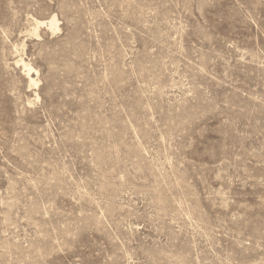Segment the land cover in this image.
Wrapping results in <instances>:
<instances>
[{"label": "rangeland", "instance_id": "rangeland-1", "mask_svg": "<svg viewBox=\"0 0 264 264\" xmlns=\"http://www.w3.org/2000/svg\"><path fill=\"white\" fill-rule=\"evenodd\" d=\"M0 264H264V0H0Z\"/></svg>", "mask_w": 264, "mask_h": 264}, {"label": "bare ground", "instance_id": "bare-ground-1", "mask_svg": "<svg viewBox=\"0 0 264 264\" xmlns=\"http://www.w3.org/2000/svg\"><path fill=\"white\" fill-rule=\"evenodd\" d=\"M52 17V16H51ZM46 24V22L45 21H40L39 22V24ZM47 25L48 26H50L52 29H54V30H56V29H58L59 28V26H58V20H57V18L55 17V16H53L50 20H49V22L47 23ZM25 68L27 69V73H28V76H29V78L32 80V82H35V80L32 78V76H31V73L32 72H34V68L33 67H31V66H29V65H27V64H25Z\"/></svg>", "mask_w": 264, "mask_h": 264}]
</instances>
